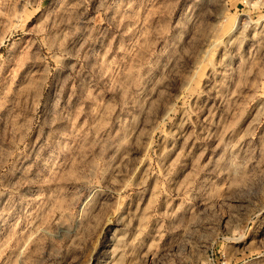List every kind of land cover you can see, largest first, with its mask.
<instances>
[{"label": "rangeland", "instance_id": "1", "mask_svg": "<svg viewBox=\"0 0 264 264\" xmlns=\"http://www.w3.org/2000/svg\"><path fill=\"white\" fill-rule=\"evenodd\" d=\"M0 264H264V0H0Z\"/></svg>", "mask_w": 264, "mask_h": 264}]
</instances>
